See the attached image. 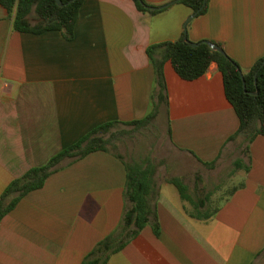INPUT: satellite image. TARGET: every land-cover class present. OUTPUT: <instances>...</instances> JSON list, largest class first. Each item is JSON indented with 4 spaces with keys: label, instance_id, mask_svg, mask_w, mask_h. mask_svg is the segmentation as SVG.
<instances>
[{
    "label": "crops",
    "instance_id": "0c3cea01",
    "mask_svg": "<svg viewBox=\"0 0 264 264\" xmlns=\"http://www.w3.org/2000/svg\"><path fill=\"white\" fill-rule=\"evenodd\" d=\"M192 12L179 1L149 14L133 0H82L67 38L15 30L0 4V193L94 127L149 113L156 82L146 48L183 36ZM187 37L219 43L247 69L264 55V0H208ZM164 75L168 104L155 122L171 152L158 163L144 157L156 165L159 232L147 223L105 264H264V135L229 139L239 118L215 62L188 80L167 60ZM176 176L203 203L183 199L168 181ZM125 180L123 161L104 150L51 173L0 219V264H81L131 206Z\"/></svg>",
    "mask_w": 264,
    "mask_h": 264
},
{
    "label": "trees",
    "instance_id": "16d2710c",
    "mask_svg": "<svg viewBox=\"0 0 264 264\" xmlns=\"http://www.w3.org/2000/svg\"><path fill=\"white\" fill-rule=\"evenodd\" d=\"M61 1L64 3L62 6L56 0H0V4L7 9L15 30L35 33L60 30L65 37L70 38L82 0H73L70 3H67L69 0ZM133 2L143 13L155 14L161 10L150 9L151 4L146 0H133ZM179 2L193 11L200 9L197 15L205 13L208 6V0H179ZM182 37L152 43L146 48L156 82L151 111L139 119L104 122L59 150L44 164L30 167L21 176L13 178L0 193V219L28 192L42 187L46 178L54 171L92 151L104 150L112 152L123 161L126 170L124 194L131 202V206L123 212L117 229L99 241L81 264H105L111 254L136 236L147 223H151L154 232L158 233L156 212L151 206V202L156 198L154 191L156 165L149 158L126 160L117 151V143L124 138H131L138 130L154 126L158 104L162 101L168 104L164 75V64L167 60L171 62L180 77L188 80L203 75L210 64L215 62L223 76L225 95L239 118L238 129L229 139L240 136L248 144L257 135H264V64L261 65L264 55L257 58L249 68L243 69L226 52L214 50L203 42L192 46L184 42ZM236 65L242 71L244 86ZM119 123L131 127L112 130ZM65 160L67 163H64ZM204 164L213 167L214 162H204ZM237 166L242 167L240 160ZM168 181L177 187L183 199L195 206L203 203L201 199L196 201L190 196L187 185L180 177H170Z\"/></svg>",
    "mask_w": 264,
    "mask_h": 264
},
{
    "label": "rangeland",
    "instance_id": "374dc122",
    "mask_svg": "<svg viewBox=\"0 0 264 264\" xmlns=\"http://www.w3.org/2000/svg\"><path fill=\"white\" fill-rule=\"evenodd\" d=\"M154 126L146 129H141L135 132L131 138H124L123 141H118L117 151L122 153L128 160L142 159L144 157L154 158L155 162L162 158L166 153L171 152V147L167 138L165 129L161 122L154 121ZM131 126L116 125L112 130L118 128H130ZM240 148V147H239ZM221 184L225 180L224 174H221ZM214 185V181L209 183ZM210 189V186H206Z\"/></svg>",
    "mask_w": 264,
    "mask_h": 264
},
{
    "label": "water",
    "instance_id": "95a60500",
    "mask_svg": "<svg viewBox=\"0 0 264 264\" xmlns=\"http://www.w3.org/2000/svg\"><path fill=\"white\" fill-rule=\"evenodd\" d=\"M72 1H73V0H69L67 3H70V2H72ZM140 1H141V0H140ZM177 1H179V0H170V1H168V2H165L164 4H161V5H151V6H149V7H150V9H161V8H164V7L170 5V4L174 3V2H177ZM56 2H57L59 5H61V6L64 5V3H62L61 0H56ZM199 10H200V9H198V10H196V11H193V12L187 17V19L185 20V22H184V24H183V37H182V40H183L184 42H187V43L191 44L192 46L199 45L200 43L203 42V43L208 44L212 49L217 50V51H219V52H221V53H225V51H224V49H223V47H222L221 45H219V44H217V43H215V42H212L211 40L203 39V40H200V41H196V42H194V41H190V40L188 39V37H187V22H188L191 18H193L194 16H196L197 13L199 12ZM263 64H264V61L262 62L261 65H263ZM236 67H237L238 70H239V73H240L241 78H242L243 86H244V85H245V82H244V77H243L242 71H241V69L239 68L238 65H236ZM256 75H257V71H256L255 74H254V77H255V78H256ZM255 81H256V80H255Z\"/></svg>",
    "mask_w": 264,
    "mask_h": 264
}]
</instances>
